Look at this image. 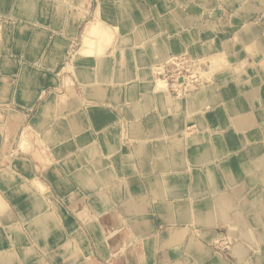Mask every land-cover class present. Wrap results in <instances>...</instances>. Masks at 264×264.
<instances>
[{"label": "crops", "instance_id": "1", "mask_svg": "<svg viewBox=\"0 0 264 264\" xmlns=\"http://www.w3.org/2000/svg\"><path fill=\"white\" fill-rule=\"evenodd\" d=\"M138 1L101 16L102 0H0V264L264 260V0ZM93 16L116 36L135 23L144 43L109 46L90 87L68 65ZM186 50L225 54L226 68L178 111L135 72ZM33 73L37 84L22 80ZM200 111L206 128H187ZM20 121H42L26 150ZM228 233L242 255L216 249Z\"/></svg>", "mask_w": 264, "mask_h": 264}, {"label": "bare ground", "instance_id": "2", "mask_svg": "<svg viewBox=\"0 0 264 264\" xmlns=\"http://www.w3.org/2000/svg\"><path fill=\"white\" fill-rule=\"evenodd\" d=\"M127 4L128 5L129 4L130 5L134 4L135 5V6L132 5L131 8L132 7L139 6L138 0L137 1H135V0H102V2H99L98 12H100L99 15L103 16L104 13H105L104 12V9L107 6H110V5H112V6H120L123 9L126 6H128ZM81 10H82V8H81ZM123 21L121 23H122V25L125 26V31L122 32V33H119L118 36H116V37L113 36L114 37V41H113L114 44H116V45L117 44H129V46H132V45L134 46L136 44L137 45L142 44V42H144V38L142 36V33L139 32L138 27L136 26V24L135 23L134 24L131 23V24L128 25V24H125V22H123ZM109 32H110V28L109 27H106L105 26V22H103L102 20H100L97 16H93L92 18H90V20H88L83 25L82 32H81V46L76 50V53H73L72 62L70 63V65H68V67L69 66H72V67H78L79 68L78 69V71H79V74L78 75L80 76V78H89L90 79V73L88 72V71H90V67H93V68L95 67L96 68L98 65L101 64V62H100L101 60H95V59L87 58V57H85V55H87V54H90L91 55L93 53L94 54L100 53L101 50H102V48H103L99 44L100 43V40H101V36L103 34H105V33L108 34ZM110 33H112V32H110ZM219 56L221 58H225L226 59L225 54H221V55L220 54H212L210 57L194 55V57H195V59H194L195 63L189 69V72H190L189 77L191 75L198 76L199 77V79H198L199 80V83L196 84V81L194 80V77H193L192 81L189 80V77H188L187 83H185V86H183L182 85V80L184 78H182L181 76H178L177 78H174L172 81L176 80V83L173 84V87L177 91V94H178V95H174V96L171 94V89H170L171 86H170V84L168 83L167 80L164 79V77L167 78V76H164L167 73V71H168V69L166 67H167V64L168 63H174L178 67L179 61L180 60L182 61L183 59H186V58H189V61L193 60V56H192V54H191V52L189 50H187L186 53H183L182 54V58L183 59H181L179 57V55H177V54H172V55L168 56L165 61H163V62H154L150 66L146 67V70L145 71H143L145 69L144 68V69L136 70L135 73L139 77V79L144 82V87H146V89H147L146 92H148V91L153 92L152 96L155 97V100L159 101L160 104H163V106H164V104H167V107L169 105V106H172L174 108V110L180 111L182 109V102H183V100H185L186 97H188V96H194L195 98L200 97V94L204 91L203 88H205V86H206V85H203L202 82H204V81L211 82L212 80H209V79H210V77L213 76V74L215 72H218L220 70H224L226 68L225 67L226 65H224L225 63L218 64V67L217 68L216 67H213L216 64V63L214 64V62L216 60H218ZM210 58H211V60L209 62V59ZM206 60H208V62L210 64L207 63L206 64V67H201V65L204 64ZM196 62H198V63H196ZM197 64H198V66H196ZM176 72H177V70H176ZM176 74L177 73H175L174 76H176ZM168 78H170V77H168ZM195 78H197V77H195ZM35 81H37V79ZM100 81H102V79H100ZM190 81H191V84L189 85L188 83ZM262 92H263V90H262ZM202 113H203L202 111L197 112V114H194L193 116H189L187 119H189V120L194 119L193 121H195V122L196 121H199L200 117L202 116L201 115ZM199 125H200V123H199ZM201 125H202V128H201ZM201 125H200V128L202 130L204 128H206V125L205 124L201 123ZM29 128L30 129H33V126L30 125V124H27L26 126H24V130L29 129ZM197 128H199V127H197ZM24 130H23L22 133L25 132ZM199 139L202 140L201 137H199ZM23 140H25V139H23ZM7 172H9V171L3 170V171H1L0 174L3 175L5 173H7ZM41 186H43V185L41 184ZM231 186H233V185H231ZM196 190L197 191H201L198 188H196ZM216 193L217 194L215 195V198H216L215 208H216L217 218H222L223 221H227V217L224 215V212L221 211V208H223L224 206L225 207L226 206L228 207V204L229 203H228V201L225 200V196H224L225 194H224V192H220L219 193V190H218V191H216ZM37 198L38 197H36V200H34L35 205H36V203H37V205H39V203H38L39 198L38 199ZM0 208L1 209H4V205H3V203H2L1 200H0ZM206 212H207V210H206ZM262 225H263V228H264V223ZM242 233L245 234L246 232H242ZM220 238L221 239L224 238L225 241L227 240L229 242L228 245H227V247L229 248V251L228 252L231 253V255L232 254L235 255V256L242 255L243 249L236 247L237 241L235 239V236H233V234H230V233L224 234V236H220ZM163 245H164V243H163ZM243 259H245V258H243ZM254 260H255V262H254L255 264H264V260L260 257L259 252H257V254H255V259ZM248 264H250V263H248Z\"/></svg>", "mask_w": 264, "mask_h": 264}, {"label": "rangeland", "instance_id": "3", "mask_svg": "<svg viewBox=\"0 0 264 264\" xmlns=\"http://www.w3.org/2000/svg\"><path fill=\"white\" fill-rule=\"evenodd\" d=\"M135 1H137V0H135ZM138 3H139V1H138ZM133 6H135L134 4H132ZM133 8V7H132ZM105 26L106 27H109L110 28V32H112V33H105V34H103L102 36H101V40H100V46H102L103 48H102V50H101V52L100 53H98V54H87V55H85V57H87V58H91V59H95V60H101V58L103 57V56H105V54L107 53L106 52V50H107V48L109 47V46H113V44H114V37L113 36H115L116 37V31H117V29H118V26H114V28H112V27H110V26H108V24L107 23H105ZM119 34V33H118ZM118 36V35H117ZM144 42H142V44H143ZM79 45V47L81 46V41H80V44H78ZM120 44H117V45H115V46H119ZM76 47H77V45H75L74 46V48L76 49ZM78 47V48H79ZM77 48V49H78ZM76 49V50H77ZM76 50L73 52V53H76ZM187 51V50H186ZM186 51H183V52H181L180 54H177V55H179V57L181 58V59H183L182 58V54L183 53H186ZM194 59H195V57L193 56V60H191V61H189V58H186V59H183L182 61L180 60L179 61V64H178V67L176 66V64H174V63H168L167 64V69H168V71H167V75L165 74L164 76H167V78L166 77H164V79L165 80H167L168 81V83L170 84V86H171V94L173 93L174 95H178L177 94V91L174 89V87H173V84L174 83H176V80H174V81H172L174 78H177L178 76H181L182 78H184L183 80H182V85L183 86H185V83H187V79H188V77H189V75H190V72H189V69L194 65V63H195V61H194ZM210 60H211V58L209 59V62H210ZM199 62V61H198ZM198 62H196V63H198ZM208 62V60H206L205 61V63L204 64H202L201 65V67H206V64L208 63V64H210ZM220 62V63H219ZM226 62V60H225V58H221L220 56H219V58H218V60H216L215 62H214V64H215V66H213V67H218V64H221V63H225ZM170 66V67H169ZM196 66H198V64L196 65ZM173 67V68H172ZM173 69V70H172ZM177 70V72H176V70ZM137 70V69H136ZM146 70V68L143 70V71H145ZM179 71V72H178ZM172 73V74H171ZM175 73H177L176 74V76H174L175 75ZM31 76V77H30ZM30 76H28L27 77V74H23V76H22V80H25V82H27V80L26 79H28V80H31V82L33 83V84H35L37 81H35L36 79H38V73H33V74H31ZM136 77H137V79H139V77L136 75ZM168 77H170V78H168ZM193 77H194V80L196 81V84H198L199 83V77L198 76H196V75H191L190 77H189V80H191L192 81V79H193ZM195 77H197V78H195ZM209 80H212V77H210V79ZM68 81H70V79H68ZM81 83L83 84V86H90V87H93L94 85H95V83H93V80H90L89 78H81ZM116 81H117V79H116ZM191 81L188 83L189 85L191 84ZM206 82H208V81H204V82H202L203 83V85L206 83ZM70 83V82H69ZM93 83V84H92ZM201 83V82H200ZM37 84V83H36ZM103 83H99V82H97L96 83V85H102ZM21 91L20 92H18V93H21V95L22 96H27V94L29 95V91H27V89L26 88H21V86H20V88H19ZM104 89V88H103ZM102 88H97V89H95V90H99V91H102L103 90ZM105 90V89H104ZM103 90V91H104ZM173 91H175V92H173ZM172 94V95H173ZM173 95V96H174ZM99 96H101V95H99ZM132 101V100H131ZM126 105H128V104H126ZM38 117H40V116H38ZM41 119H42V116H41ZM192 120H194V119H191V120H189V119H187V122H193ZM202 121V122H201ZM39 122H42V121H39ZM39 122H36V123H33L34 124V127H33V129H26V130H24V128H22L24 125H26V121H20L19 122V130H20V132H19V137H18V144H19V147L22 149V150H26V148L28 147V145H30V141L32 140V132L31 131H33V133L39 138L40 137V135L41 134H43V130H41L42 128V124L41 123H39ZM4 125L6 124V122H2ZM199 123H200V125H201V123H203L204 124V119H203V117L201 116L200 117V119H199V121H196L195 123L193 122V124L194 125H192V126H189L190 124H188L187 126V128H191V127H194L195 128V126L196 127H199L198 128V130L200 131V130H202L201 128H202V125H201V128H200V125H199ZM36 124H38L37 126H38V128L37 127H35V125ZM125 129H126V127H123V129H122V133H121V135L120 136H124L123 135V133L125 132ZM23 130L25 131L24 133H22L23 132ZM29 130H31V131H29ZM49 131V129L47 128V130L45 131V133H47ZM28 132V133H27ZM25 136V137H24ZM199 137V136H198ZM126 138V137H125ZM195 138H197V137H194L193 139H195ZM23 139H25V140H23ZM192 139V138H191ZM27 140V141H26ZM88 140H91V137L88 135L87 137H86V141H88ZM32 142V141H31ZM28 143V144H27ZM117 143H118V141H117ZM9 144H11V143H9ZM25 144V145H24ZM27 144V145H26ZM112 145V144H111ZM122 146H125V143L124 144H122ZM123 152H116V155L117 156H122L121 158L123 159L124 157H126L128 154H124ZM20 156H28L26 153H22V154H20ZM10 158H11V154L10 153H5V154H3L2 155V160H3V163L6 161L7 162V160H10ZM0 159H1V157H0ZM121 159V160H122ZM5 167V166H4ZM4 176H10V173H5V174H3L2 175V177H4ZM35 183H36V186L40 189V190H43V186H41V183H39L37 180L36 181H34ZM225 196V195H224ZM39 198V197H38ZM225 200L226 201H228V207L226 206H224L225 208H230L231 207V204H232V202H231V200L229 199V198H227V197H225ZM38 203H39V205H42L43 203H44V200L42 199V198H39V201H38ZM221 239V238H220ZM219 239V240H220ZM216 241H218V240H216ZM220 241H222V242H220V243H217L216 244V249L217 248H219V249H221V251H229V248L227 247V245H228V241L226 240H224V238H222ZM218 249V250H219ZM228 249V250H227Z\"/></svg>", "mask_w": 264, "mask_h": 264}, {"label": "built area", "instance_id": "4", "mask_svg": "<svg viewBox=\"0 0 264 264\" xmlns=\"http://www.w3.org/2000/svg\"><path fill=\"white\" fill-rule=\"evenodd\" d=\"M179 72V71H178Z\"/></svg>", "mask_w": 264, "mask_h": 264}]
</instances>
